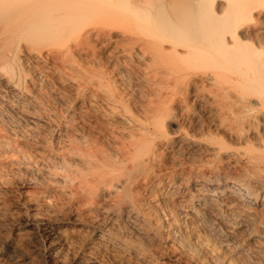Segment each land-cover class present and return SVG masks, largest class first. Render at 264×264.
Here are the masks:
<instances>
[{
	"label": "bare ground",
	"instance_id": "1",
	"mask_svg": "<svg viewBox=\"0 0 264 264\" xmlns=\"http://www.w3.org/2000/svg\"><path fill=\"white\" fill-rule=\"evenodd\" d=\"M48 3L51 5L45 6ZM3 12L8 17L0 22V73L10 74L2 82L16 91L17 83V92L23 96H13L17 98L13 102L10 96L6 101H10V111L22 115V128L16 127L22 129L25 141L36 135L35 128L46 116L47 103L41 102L38 94L30 98L31 91L24 92L29 89L24 78H33L36 86L39 75L25 71L18 56L22 41L33 44L36 40L30 37L40 27L39 20L44 26L53 21L59 30H79L84 21L100 22L113 32L115 26L134 23L137 30L128 29L118 40L111 29L96 34L88 31L73 48L49 50L52 69L60 70L66 53L90 47L94 37L100 56H92L95 64L93 72L89 71L97 76V84L91 82L92 90H87L92 97H88L89 103L83 101L88 107L85 113L81 112L83 106L79 107L77 121L70 128H60L68 143H62L66 150L61 157L63 166H44V162L37 166L34 160L37 182H29L24 175L26 180L18 178L13 183L20 185L22 192L16 190L23 197L15 190H4L7 181L0 178V264H264V166L217 168L212 184L208 167L149 166L157 160L153 150L157 140L168 139L164 114L166 101L171 100L167 91L171 82L216 85L225 97L232 93L231 98L241 108L245 105L248 113L258 110L264 123V0H0V14ZM254 22L261 26L257 33L250 28ZM117 63L148 83L147 92L144 89L148 98L137 103L136 110L130 105L133 97L126 99L127 90L117 88ZM4 110L0 111L2 122L7 117ZM63 111L69 114L67 107ZM2 138L6 140L0 136V147L11 148ZM222 150L220 144L210 155L220 156ZM253 158L261 160V156ZM15 167L13 173L27 174L28 167Z\"/></svg>",
	"mask_w": 264,
	"mask_h": 264
},
{
	"label": "rangeland",
	"instance_id": "2",
	"mask_svg": "<svg viewBox=\"0 0 264 264\" xmlns=\"http://www.w3.org/2000/svg\"><path fill=\"white\" fill-rule=\"evenodd\" d=\"M50 2L53 3L54 1L53 2L50 1ZM51 3L45 4V6H48L49 4L51 5ZM37 16H41V14L39 13V14H37ZM7 17L8 16L6 15L5 12L1 13L0 14V18H1L0 22H3L4 20H6ZM39 19H41V17H39ZM40 21L41 20L38 21L39 23H41L40 27H38L37 31H35V33L32 35V37H30V38H32L34 40L36 39V40L34 41L33 44H30V43H27L25 41H22V42H24V43H22V50L18 54L19 57L21 55L20 58L18 57L22 61L21 64L23 63L25 66L28 67L27 68V67L24 66L23 67L24 70L25 71H30L32 74L34 72V73H36V75L37 74L39 75L38 76L39 78L40 77L42 78V79L38 78L39 82H37L36 86L34 85L33 78H30V77H26L27 79L24 78L25 79V83L29 86V89H27V90L24 89V92L31 91L32 94L28 93V96L30 98L33 97L34 95L38 94V97L41 100V102H44L45 104L46 103L49 104V105L46 104V107L44 108L46 116L40 122V124L42 126L39 124L40 127L39 126L36 127V128L39 127V129L36 131V128H35V130H34L36 132V135L30 136V138L27 137L29 139L28 140L26 138L27 141H25V138L21 137L22 132L20 134V130L22 131V129H19V128H22L20 126V124H19V120H20L19 117L20 118L22 117L21 113H19L17 111H15V112L10 111L8 109V107H7V105L10 104V101H6V99L7 100L10 99L9 98L10 96H11V102H13V101H15L17 99V98L15 99V97L13 98V96H16V97L18 96V97L22 98L23 96L19 92H17V91H19L20 88H19L17 83L14 84V86L17 88V91H16V89L8 87L6 85V83H3V82H5L4 80H6V79L8 80L10 78V76L8 77V75H10V74H6V73H3V72L0 73V88H1L0 90H3V91H0L1 92L0 97L2 96L0 98V101H1L0 102V106L2 104H5L4 107H3V105L0 107V111H2V109L3 110L5 109L6 111L4 110L3 112L7 116L5 122H2V118L0 116V126L2 127V128H0V129H2V130H0V132L2 131V133H0V136L4 137V139H6V140H3V138L1 140L4 143H9V145L11 147L8 150L4 149L5 151L3 150V148L0 147V166H1L0 169L3 171L2 172L0 170V178H2L4 176L5 178H2V180L3 181H7V182H4L5 183L4 184L5 185L4 190H8V189L9 190H13V191L15 190L17 192L16 195H18V197H20V196L23 197V195L19 193V192H22V191H20L21 190L20 185L19 186L16 185L17 186L16 187L13 184V183L17 182L16 180H18V178H19V180H26L27 179L31 183H34V182L36 183L37 182L36 179L39 176V174L37 173V170H38L37 166H41V165L43 166L44 163H45L44 166H48V165L49 166H53V165L54 166H58V165L59 166H63V163L61 161V159H62L61 157L63 156V153L64 154L66 153V150L64 149L63 144L64 145H68V143H67V138H64L63 135L60 134V128H62V127H63V129H64V127H65V129H67L66 127L70 128L72 126V124L74 123L73 121H77V118L79 117L78 115L80 113L79 112V110H80L79 107L83 106L81 108V112H83V114L85 113V111L88 109V107L84 105V102L86 101L87 103H89L87 101L88 97H92L91 93L89 91L92 90L91 86H93V84H92L93 81H94V84H97V79L98 78H97V76H95V73H92L93 71L91 70L93 68L94 64H95V61H94L92 56H94L95 53H96V56L97 55L100 56L99 53H97L98 52L97 47H95L96 46V44H95L96 40L94 39V37L90 38V47H89V45H87V46L83 47V49L79 50V52L72 49L71 53H68V54L66 53L63 56V59L66 60L67 62L65 61L63 63L64 64V65H62L63 68H61L60 70H57V69H54V68H53L54 70L52 69V67H53L52 64L54 63V61H52L51 59L50 60L47 59V55L49 54V50L52 49V48H57L59 46H65L67 48L68 46L70 47L72 45L71 47L73 48V46H75L78 43V41H79V39L81 37H83L84 35L86 36V33H88V31L89 32L91 31L92 33L96 31L94 33V34H96L97 30H105L106 29V31H110V29H111V28L108 29V28H105V27L101 26L100 22H97V21L88 22V23L84 21L83 23H81L79 30H75V29H73L71 27L69 29L67 28V29L59 30L60 28L57 29V25L52 24L53 21L49 22V24H47L45 26ZM253 25H250V28L253 29L257 33V30L259 28H261V26H260V24L258 22H254ZM97 26L101 27L102 29H99ZM44 27H47L48 29L47 28L42 29ZM85 27L88 28V30ZM91 27L93 29H91ZM136 27L137 26L134 23H131V24L130 23H124L122 25H118V26H115L113 28V29L116 28V30H118V31L114 30V32H113L112 29H111V32L115 36L114 38L118 40V39H120L123 36V33L129 32V30L132 31V30L136 29ZM39 28H40V30H39ZM50 28L52 30H49ZM94 28H96V29H94ZM126 30H128V31H126ZM257 42H258V40L255 38V43H257ZM36 44H37V46H36ZM39 48H40V50H39ZM89 48L92 51H90ZM31 49L33 50L32 53H34V54H32V53L29 54L28 50H31ZM24 50L26 51V53H25ZM96 50H97V52H96ZM35 51H37V52H35ZM47 51H48V53H47ZM27 53H28V55H30L29 57L33 58V59L31 58L32 62L27 60V58H26V57H28ZM91 53H92V55H91ZM37 57H38V59H37ZM41 57H44V58H41ZM45 57H46L47 60L45 59ZM33 60H36V62H35L36 67H35V64H33L34 63ZM41 60H43V61H41ZM135 60H137V59H135ZM28 62H30L31 64L29 63V65H28ZM57 65H59V64H57ZM79 65H80V67H83V68H80ZM37 66L38 67L41 66V68H38ZM88 66H90V67H88ZM42 67H43V70H45V71L39 70V69H42ZM85 67H86V69H85ZM114 67H115V70H116V71L115 70L114 71H115V73H117L116 74L117 78H120V79L115 78V79H117V81L119 83L117 85L118 90H123V91L127 90L126 99H128L129 97H131V98L133 97L132 100H131V104H130V105H132L131 108L133 107L134 110L138 109V107H137L138 104L137 103L142 102V100H145V98L148 96L147 93L145 95V92H147V86H148L147 81L144 80L141 77H139L141 79H138L137 76H133V75L131 76V74L128 73L129 70L126 69L125 65L123 66V64H120V63L118 64L117 63L116 65H114ZM79 68L82 71L84 70V72H82V71L77 72L78 70H80ZM72 70H73V72H72ZM89 70L92 71V72H90ZM124 70H126V71L124 72ZM121 71L124 72V73H122ZM39 72L42 73V75ZM43 72H45V73H43ZM59 72H61L60 77H59V74H60ZM78 73H82L85 76H83L82 74L78 75ZM86 73L88 74L87 76H86ZM91 74H93V76L95 78H92L93 76ZM78 76H80V77H78ZM118 76H120V77H118ZM43 77H45V78L43 79ZM68 77H69L70 80L68 79ZM2 78H3V80H1ZM134 78H135V80H134ZM60 79H62V80H60ZM78 79L79 80L81 79V81H79ZM64 80L67 81V83ZM35 84H36V82H35ZM172 84H173V86H172ZM189 84H190V86H189ZM122 85H123V87L121 88ZM24 86H25V84H24ZM32 86H33V89H32ZM169 86H168L169 87L168 89L171 88L172 90L171 89L170 90L167 89V91H168V94L171 96V97L169 96L171 98V100H169V98L167 99L166 104L168 102V105H166V107H168V108L166 110V113L164 114V122H165V127H166V132H167V138L168 139H166V140L164 139L165 140V141H163L164 143L162 141H160L161 139L157 140L156 146H153L154 147L153 150H156V151H154L155 152L154 160H156V159L157 160L156 161H152V163L149 166H152V165H155V166H157V165L158 166H167V165L168 166H185L186 168L195 167L198 170L206 169L208 167L206 170H208V171L211 170V171H209L210 174L208 173V176H207L209 178V180H210L209 184L210 183L212 184V183H214L216 181V179H217V175H216L217 168H218V170L219 169L222 170V168L225 169V168H227V166H264V123H263V119L261 118V114H260V112L258 110L251 111V112L248 113V111H250V110L245 105L242 106L243 110H240V109H242L241 105L240 104L238 105L237 102L235 100H233L234 99V95L232 93H230V95L225 97L224 95H222L220 89L216 85L211 86V84H205L203 86L202 85H198L199 86L198 87L196 84H194L192 82L187 81V83H186V81H183V82H180L179 84H174V83L171 82L169 84ZM46 87H48V88L46 89ZM173 88H175L176 90L173 89ZM34 90H36V91H34ZM87 90H89V91H87ZM173 90L175 91L174 93L172 92ZM52 91L54 92L53 94H51ZM143 92H144V95H143ZM5 93H7V94L5 95ZM44 95L47 98V100H45L46 98L44 97ZM4 96H6V97H4ZM41 98H43V99H41ZM83 98H85V99H83ZM2 99H4V100H2ZM40 100L38 102H40ZM170 101H171V103H170ZM92 102L95 103V101H92ZM96 102H98V101L96 100ZM99 103H101V102H99ZM99 103H97V105H100ZM54 104H56V105H54ZM59 104H62L64 106L59 105ZM50 105L52 106V108H51ZM217 105H218V107H217ZM47 106H49V107H47ZM169 106H170V108H169ZM60 107H62V108H60ZM66 107L69 110V114L66 111H65L66 114H64L63 110ZM134 107H136V108H134ZM48 110H50V111L48 112ZM59 110H61V111H59ZM241 111H243V113H241ZM16 112H17L18 115L16 114ZM7 113L10 114V115H7ZM61 113L63 114V117L65 115L64 118L61 117L62 116ZM245 113H247V114H245ZM50 114L51 115L55 114V115L51 116ZM165 115H167V116H165ZM9 116H11L12 118L9 117ZM48 116H50V117H48ZM14 118L17 120V122H16V120ZM61 118L63 119V123H62V119ZM120 118H122V117H120ZM9 119H10V121H8ZM118 120H120V119L118 118ZM44 122H45V125H43ZM241 122H243V123H241ZM257 122H259V123H257ZM5 124H6V126H5ZM49 124L51 125V127H50ZM16 126H19V128H17ZM11 127H13V129H11ZM6 130H8V132H6ZM56 130H57V132H56ZM40 131H41V133H39ZM15 132H17V133H15ZM8 133H10V134H8ZM48 133H51V134H48ZM52 134H54V137H53ZM38 135H41L42 137H40ZM241 136H242V138H241ZM13 138H15V139H13ZM20 138H22L24 142ZM34 138H35V140H34ZM52 138H54V139H52ZM37 139H39V140H37ZM12 140H14V141H12ZM61 140H62V142H61ZM15 141H17V142L19 141V142H18V144L13 145L12 143H17ZM58 141H60V143ZM35 142H36L37 145L35 144ZM65 142H66V144H65ZM167 142H169V143L167 144ZM49 143L52 144V145H50ZM40 144H42V145H40ZM158 144H159V146H158ZM190 144H192V145H190ZM220 144H221V147L223 148L224 152H221V153L218 152V153H220L219 154L220 156H215L214 157L213 155H210V154H212L210 152V150L211 149L217 150L220 147ZM23 145L26 148H24ZM34 145H36V146H34ZM62 146H63V149L61 148ZM13 147L14 148L17 147V149L15 150ZM187 147H189L190 149L187 148ZM50 149H52V150L50 151ZM21 150H22V152H21ZM41 150H42L43 154L41 153ZM61 150H62V152H61ZM23 151L26 154H23ZM3 152H5V154ZM10 152H11V154H10ZM53 152H54V154H53ZM56 152H57V155H56ZM40 154L42 155L43 159L40 156ZM49 154H51V156ZM223 154H225V155H223ZM8 155H9V157H8ZM256 155L257 156H261V160H258V161L255 160L256 158L254 159L253 157H256ZM13 156H14V158H11ZM47 156H48V159L47 158L45 159L44 157H47ZM54 156H55V158H54ZM27 157L28 158L31 157L30 160H29V162L31 161L30 164L27 161L28 160ZM157 157H159V158H157ZM37 158H38V160H37ZM52 158H54V159H52ZM56 158H58V159H56ZM5 159H7V161ZM14 159H16V161ZM19 159H20V161H18ZM50 159H52L53 162ZM55 159H56V162L59 160L57 162L59 164H56ZM25 160H26V162H25ZM34 160H36V165L37 166L35 165V161ZM44 160H46V161H44ZM39 161H40V163L37 164ZM49 161L51 163H49ZM3 164H5V166ZM16 164H17V166H21L24 169L28 167L27 174H26V172L24 173L23 171H22L23 173L22 172L19 173V174H21L23 176H20L18 173L17 174L13 173V170L16 169V167H15ZM13 165H14V167H12ZM6 166H9V168L10 167L12 168V169L10 168L11 169L10 172H7V171H9V168L8 167L6 168ZM203 166L205 168H203ZM210 166H214V167L211 168ZM3 169H5V170L7 169V170L5 171ZM1 172L3 174H4V172H7V173H6V175L5 174L3 175ZM7 174H8V176H7ZM28 174H30V175H28ZM9 175H10V177H9ZM24 175H25L26 179H24ZM11 177H13V178H11ZM21 177H23V179H21ZM31 180H33L34 182H32ZM16 189H18L19 192Z\"/></svg>",
	"mask_w": 264,
	"mask_h": 264
}]
</instances>
